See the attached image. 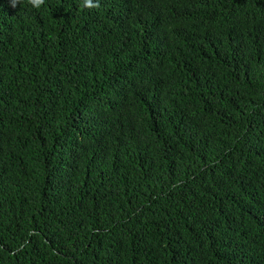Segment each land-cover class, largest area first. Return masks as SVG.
I'll return each instance as SVG.
<instances>
[{
	"label": "trees",
	"instance_id": "trees-1",
	"mask_svg": "<svg viewBox=\"0 0 264 264\" xmlns=\"http://www.w3.org/2000/svg\"><path fill=\"white\" fill-rule=\"evenodd\" d=\"M93 5L0 0V264H264V0Z\"/></svg>",
	"mask_w": 264,
	"mask_h": 264
},
{
	"label": "clouds",
	"instance_id": "clouds-1",
	"mask_svg": "<svg viewBox=\"0 0 264 264\" xmlns=\"http://www.w3.org/2000/svg\"><path fill=\"white\" fill-rule=\"evenodd\" d=\"M29 3L33 5V7H39L44 3V0H29ZM84 6L93 7V0H84ZM13 7H15V2L13 3Z\"/></svg>",
	"mask_w": 264,
	"mask_h": 264
}]
</instances>
